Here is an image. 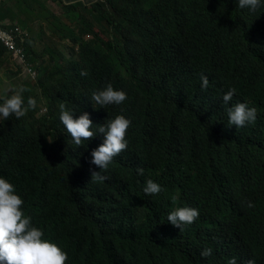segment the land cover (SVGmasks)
Returning a JSON list of instances; mask_svg holds the SVG:
<instances>
[{"label": "trees", "instance_id": "obj_1", "mask_svg": "<svg viewBox=\"0 0 264 264\" xmlns=\"http://www.w3.org/2000/svg\"><path fill=\"white\" fill-rule=\"evenodd\" d=\"M102 1L89 7L53 1L59 16L46 15L49 0H12L15 8L0 7L1 20L29 31L30 21H41L46 40L38 55L34 42L28 46L38 79L19 91L34 97L37 107L19 119L0 117V176L21 195L32 224L67 253L66 264H87L91 254L111 248L122 261L144 264L138 260L144 252L188 239L166 221L176 206H196L201 213L195 221L206 230L220 216L224 226L235 225L216 206L202 212L191 195L194 184L223 192L226 174L220 173L229 170L259 192L248 201L264 204V8L240 11L236 0ZM7 57L0 44V64ZM201 73L209 80L204 90ZM108 84L126 99L101 108L91 92ZM229 88L235 89L230 103L256 109L253 123L228 126L221 97ZM61 104L76 116L92 111L130 119L125 139L134 151L131 165L117 175L106 168L104 181L91 180L90 158L60 129ZM226 150L235 155L232 163ZM146 179L163 190L145 195ZM256 218L264 225V214L256 212ZM234 259L249 264L242 252Z\"/></svg>", "mask_w": 264, "mask_h": 264}, {"label": "clouds", "instance_id": "obj_2", "mask_svg": "<svg viewBox=\"0 0 264 264\" xmlns=\"http://www.w3.org/2000/svg\"><path fill=\"white\" fill-rule=\"evenodd\" d=\"M10 1L12 0H1L0 7L4 3L9 4ZM99 1L103 2L92 0L91 3H86L79 0L69 5L80 3L88 4L86 6L89 7ZM236 7L240 8L238 9L240 11L246 9L248 13H255L260 7L264 8V0H236ZM0 24L3 29H19L22 32L24 43L20 39L17 43L19 48L25 50L28 68L0 42L8 53V57L3 61L15 62L21 71L22 67L24 71L31 69V73L27 71V75L31 77L24 81H35L38 74L28 54V46L34 40L33 36H30L31 31L10 20L0 19ZM41 29L42 24L40 32ZM91 38L88 36L86 40L89 41ZM66 42L70 43L67 40ZM54 43L61 44V39L55 38ZM64 53L66 52L62 54ZM252 73L253 71L244 72L243 76L249 78ZM80 75L87 76V72L81 70ZM199 79L201 90L207 89L208 77L201 73ZM22 91L24 89L20 90ZM20 92L10 94L0 102V117L6 119L13 115L19 119L29 109L37 107L34 97L25 98ZM234 94L235 89L229 88L221 97L223 104L227 105L228 126L240 128L253 123L256 119V109L248 107L243 101L230 103ZM125 99L126 93L121 89H114L111 84L91 92V100L101 108L105 105H120ZM60 109L58 117L60 129L62 133L64 130L68 134L75 148L80 152L84 151L90 158L87 166L91 171V180L104 181L106 177L101 172L106 168L108 173L112 171L114 175H117L131 165L134 151L127 148L128 141L125 139L131 131L128 128L130 119L123 115L108 116L92 111L81 112L76 116V113L66 109L64 104L60 105ZM225 152L232 155L226 158V161L232 163L235 155L227 150ZM260 156L264 160V153ZM96 166L99 171H96ZM136 171L143 173L141 168H137ZM222 173L226 174L223 180V192L218 188L213 189L210 184L203 186L194 184L191 195L196 197L202 212L209 206H216L220 210V215L223 213L230 216L235 225L224 226V218L220 216L215 225L206 230L195 221L201 213L196 206L189 204L176 206L166 214V221L182 233L186 232L188 239L181 244L176 241L167 246H159L156 252H144L147 240L142 238L139 241L144 252V259L140 255L138 260L144 264H235L234 255L242 252L249 264H264V225L256 218V212L264 214V204L257 201L250 202L247 198L259 192L249 188L248 180H234V172L232 175L229 170H224L220 174ZM162 190V186L152 179H146L142 188L145 195H155ZM227 200H231L229 205L226 204ZM23 203V198L15 191L14 185L0 176V264H66L67 253L55 241L46 238L40 227L32 224L31 216L26 215L21 207ZM253 224L257 227L252 228ZM91 255L94 258H89L87 264H136L128 260L122 261V257L113 248Z\"/></svg>", "mask_w": 264, "mask_h": 264}, {"label": "rangeland", "instance_id": "obj_3", "mask_svg": "<svg viewBox=\"0 0 264 264\" xmlns=\"http://www.w3.org/2000/svg\"><path fill=\"white\" fill-rule=\"evenodd\" d=\"M53 2V0H49ZM50 10H46V15L56 13V15H61L62 12L60 7L54 4V6L48 7ZM31 32L30 36L34 38V53L38 55L41 53L42 42H46L40 32L41 21H30L29 23ZM25 29L24 27H21ZM31 45V44H30ZM65 47H61V53L66 52ZM31 77V76H30ZM27 75V71H24L22 67V71L18 69L17 64L15 62L5 60L0 64V97L6 98L8 95L13 94L15 92H19L22 89V84L25 82H34V81H24L26 78H30ZM38 79V78H37ZM37 79L35 81H37ZM45 111V110H44Z\"/></svg>", "mask_w": 264, "mask_h": 264}, {"label": "built area", "instance_id": "obj_4", "mask_svg": "<svg viewBox=\"0 0 264 264\" xmlns=\"http://www.w3.org/2000/svg\"><path fill=\"white\" fill-rule=\"evenodd\" d=\"M18 39H20L22 43H24V39L22 38V32L19 29H3V26L0 24V42H2V44L10 52L14 53L15 57L20 59L21 63L28 68L25 50L23 48L18 47ZM27 71L31 73V69Z\"/></svg>", "mask_w": 264, "mask_h": 264}, {"label": "crops", "instance_id": "obj_5", "mask_svg": "<svg viewBox=\"0 0 264 264\" xmlns=\"http://www.w3.org/2000/svg\"><path fill=\"white\" fill-rule=\"evenodd\" d=\"M53 1H61L63 3V5H69L71 3H75L76 1H79V0H53ZM82 1H85L86 3H91L92 2V0H82ZM50 6L53 7L54 6V2H50L49 1L48 7H50ZM10 7L15 8V6H14L12 1L9 2V7L8 8H10Z\"/></svg>", "mask_w": 264, "mask_h": 264}, {"label": "bare ground", "instance_id": "obj_6", "mask_svg": "<svg viewBox=\"0 0 264 264\" xmlns=\"http://www.w3.org/2000/svg\"><path fill=\"white\" fill-rule=\"evenodd\" d=\"M24 7H25V5H24ZM217 85H218V84H217ZM220 85H221V84H220ZM218 87H219V86H218ZM262 95H263V94H262ZM263 96H264V95H263ZM200 163H201V162H200ZM202 164H203V163H202ZM192 166H193V165H191V167H192ZM195 166H196V165H195ZM195 166H194V167H195ZM207 166L210 167L211 165H210V166L207 165ZM197 168H198V167H197ZM200 168H201V166H200ZM200 168H199V169H200ZM209 169H211V168H209ZM213 171H214V170H213ZM215 171L218 172L216 169H215ZM182 179H184V178H181V180H182ZM179 180H180V179H179Z\"/></svg>", "mask_w": 264, "mask_h": 264}]
</instances>
